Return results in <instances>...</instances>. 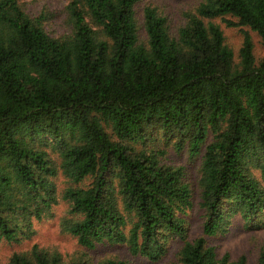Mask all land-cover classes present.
Masks as SVG:
<instances>
[{
  "label": "trees",
  "instance_id": "obj_1",
  "mask_svg": "<svg viewBox=\"0 0 264 264\" xmlns=\"http://www.w3.org/2000/svg\"><path fill=\"white\" fill-rule=\"evenodd\" d=\"M138 1L68 0V30L53 36L44 26L53 11L0 0V238L34 234L58 202L61 172L70 214L61 225L82 246L125 243L155 261L178 238L169 264H247L245 253L218 256L206 236L235 216L264 226V56L243 30L235 61L212 18L230 15L227 25L264 44V0H200L176 34L153 6L139 19ZM170 142L200 157L204 220L191 239V187L185 166L164 160ZM5 264L94 263L33 243Z\"/></svg>",
  "mask_w": 264,
  "mask_h": 264
},
{
  "label": "rangeland",
  "instance_id": "obj_2",
  "mask_svg": "<svg viewBox=\"0 0 264 264\" xmlns=\"http://www.w3.org/2000/svg\"><path fill=\"white\" fill-rule=\"evenodd\" d=\"M25 9L31 14H37L41 9H48L53 15L45 21V29L50 35L56 36L68 30L65 21V5L68 0H20ZM200 0H139L136 5V13L139 19L142 17L144 6L150 5L166 16L168 28L171 33L176 34L178 27L186 21V12L194 11ZM223 30L226 43L233 49L235 61L239 60L238 50L242 43L243 30H248L253 41V53L256 60L264 56V44L256 31L246 25H227L226 20L236 22V18L225 15L212 18ZM210 139V137H209ZM167 152L165 162L182 164L185 166L186 178L192 192V206L188 209L186 218L188 221V238H194L202 233L204 211L199 206L200 188L198 184L200 157L192 160L188 158L185 149L176 151L173 145L166 144ZM87 180L84 181L86 183ZM58 189V202L53 206L51 213L40 220H34L35 232L30 238L19 241H7L0 238V264H5L9 256L16 251H25L33 243L51 251H57L62 258L69 260L78 256L89 257L96 264L105 258H118L126 264H169L177 259V252L181 246L178 238L172 239L168 244L166 254L159 260H150L140 254H132L125 243L102 242L93 248L80 245L76 237L65 230L61 222L69 217V202L62 197L63 189L69 184L67 178L59 172L55 177ZM207 243L213 245L218 256L229 252L231 258H236L241 253L247 256V264H256L258 252L264 248V226L249 228L244 224L240 216H235L225 233H217L206 236Z\"/></svg>",
  "mask_w": 264,
  "mask_h": 264
}]
</instances>
